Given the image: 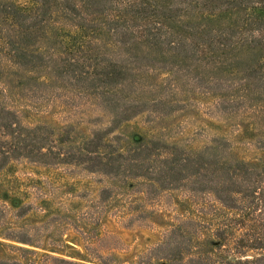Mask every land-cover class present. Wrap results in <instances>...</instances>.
Masks as SVG:
<instances>
[{
	"label": "trees",
	"instance_id": "1",
	"mask_svg": "<svg viewBox=\"0 0 264 264\" xmlns=\"http://www.w3.org/2000/svg\"><path fill=\"white\" fill-rule=\"evenodd\" d=\"M178 55L184 66L209 65L217 89L224 86L220 75L230 73V85L242 94L221 104L248 103L264 117V99L257 100L264 93V0H0V168L18 157L45 165L50 157H82L72 146L60 151L68 134L51 137L45 124L24 121V109L37 112L46 99L63 105L61 95L68 101L95 96L120 114L141 66L171 64ZM218 146L154 155L143 145L129 154L81 148L99 157L106 173L133 172L152 186L212 192L232 212L215 233L234 256L221 264H264V166L227 160ZM183 264L220 263L203 247Z\"/></svg>",
	"mask_w": 264,
	"mask_h": 264
},
{
	"label": "rangeland",
	"instance_id": "2",
	"mask_svg": "<svg viewBox=\"0 0 264 264\" xmlns=\"http://www.w3.org/2000/svg\"><path fill=\"white\" fill-rule=\"evenodd\" d=\"M154 62L138 70L127 99L120 100V114L95 96L68 101L61 95L63 105L46 99L37 112L23 110L25 122L45 124L51 137L68 134L60 151L72 146L82 157H50L48 165L18 157L3 164L0 261L183 264L203 247L220 264L234 259L215 236L232 212L212 192L152 186L133 172L106 173L99 157L82 151L129 154L143 145L153 155L174 149L197 154L218 144L227 160L264 166V117L248 103L221 104L242 94L230 85V73L220 75V90L212 87L215 71L209 65L184 66L179 55L171 64Z\"/></svg>",
	"mask_w": 264,
	"mask_h": 264
}]
</instances>
